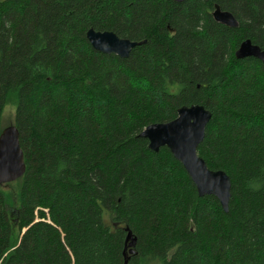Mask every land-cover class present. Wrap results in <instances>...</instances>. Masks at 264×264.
<instances>
[{"label":"trees","instance_id":"1","mask_svg":"<svg viewBox=\"0 0 264 264\" xmlns=\"http://www.w3.org/2000/svg\"><path fill=\"white\" fill-rule=\"evenodd\" d=\"M92 28L145 43L103 54ZM246 40L264 51V0H0V135L13 104L26 165L17 208L0 186V264H264V65L236 58ZM192 105L212 113L198 154L231 178L228 212L141 137Z\"/></svg>","mask_w":264,"mask_h":264},{"label":"water","instance_id":"2","mask_svg":"<svg viewBox=\"0 0 264 264\" xmlns=\"http://www.w3.org/2000/svg\"><path fill=\"white\" fill-rule=\"evenodd\" d=\"M182 3L186 0H174ZM214 20L230 28L238 27V21L228 11L218 5L213 12ZM87 40L94 50L122 59L130 56L132 49L145 42H133L122 39L113 32H87ZM237 59L256 58L264 65V51L251 40L241 43L235 53ZM212 113L201 105L183 106L178 110V117L168 123H157L148 126L141 137L149 141V148L159 152L168 148L185 168L196 186L199 196H214L225 212L229 211L232 181L222 170H211L198 154V148L204 141L206 128L211 121ZM26 172L23 150L20 146L19 131L15 126L4 129L0 135V186L15 182ZM130 254L134 253L136 239L129 231L127 237Z\"/></svg>","mask_w":264,"mask_h":264},{"label":"rangeland","instance_id":"3","mask_svg":"<svg viewBox=\"0 0 264 264\" xmlns=\"http://www.w3.org/2000/svg\"><path fill=\"white\" fill-rule=\"evenodd\" d=\"M15 106L8 105L4 111L3 118H2V130L11 127L14 125V118H15ZM18 181V180H17ZM12 182L9 184H4L2 186L3 190H5L10 199V208L11 210L18 207V182Z\"/></svg>","mask_w":264,"mask_h":264}]
</instances>
